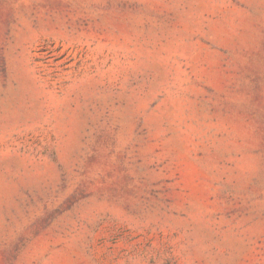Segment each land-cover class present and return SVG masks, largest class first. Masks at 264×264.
<instances>
[{
  "label": "rangeland",
  "instance_id": "obj_1",
  "mask_svg": "<svg viewBox=\"0 0 264 264\" xmlns=\"http://www.w3.org/2000/svg\"><path fill=\"white\" fill-rule=\"evenodd\" d=\"M0 264H264V0H0Z\"/></svg>",
  "mask_w": 264,
  "mask_h": 264
}]
</instances>
